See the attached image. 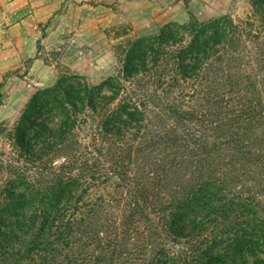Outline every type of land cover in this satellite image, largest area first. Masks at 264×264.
<instances>
[{"label":"trees","instance_id":"1","mask_svg":"<svg viewBox=\"0 0 264 264\" xmlns=\"http://www.w3.org/2000/svg\"><path fill=\"white\" fill-rule=\"evenodd\" d=\"M11 136L0 264H264V0L137 38L98 85L39 90Z\"/></svg>","mask_w":264,"mask_h":264},{"label":"rangeland","instance_id":"2","mask_svg":"<svg viewBox=\"0 0 264 264\" xmlns=\"http://www.w3.org/2000/svg\"><path fill=\"white\" fill-rule=\"evenodd\" d=\"M99 2L94 12L72 14L66 7L61 9L57 12L60 27L40 23L28 35H22L19 43L13 39L4 42L5 36L20 35L0 27V159H8L14 153L11 135H15L23 113L39 90L54 87L65 77L79 76L90 85H98L119 75L131 42L158 34L168 23L203 22L222 15L246 19L252 12V0ZM126 86L131 89L133 85L126 82ZM88 119L89 124H81L76 135L71 136L81 144L92 141L95 132L90 127L96 120L91 116ZM62 162L59 160L57 165ZM92 193L116 194L115 181L94 188Z\"/></svg>","mask_w":264,"mask_h":264},{"label":"crops","instance_id":"3","mask_svg":"<svg viewBox=\"0 0 264 264\" xmlns=\"http://www.w3.org/2000/svg\"><path fill=\"white\" fill-rule=\"evenodd\" d=\"M99 4V0H0V27L17 31L20 35L5 36L4 42L12 39L16 43L21 42V36L28 35L29 31L37 28L40 23L49 22L51 27H60L57 12L65 7L68 12L74 14L81 11L94 12Z\"/></svg>","mask_w":264,"mask_h":264}]
</instances>
